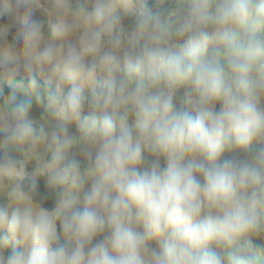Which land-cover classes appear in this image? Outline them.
<instances>
[{
  "label": "clouds",
  "instance_id": "clouds-1",
  "mask_svg": "<svg viewBox=\"0 0 264 264\" xmlns=\"http://www.w3.org/2000/svg\"><path fill=\"white\" fill-rule=\"evenodd\" d=\"M0 264H264V0H0Z\"/></svg>",
  "mask_w": 264,
  "mask_h": 264
},
{
  "label": "trees",
  "instance_id": "trees-1",
  "mask_svg": "<svg viewBox=\"0 0 264 264\" xmlns=\"http://www.w3.org/2000/svg\"><path fill=\"white\" fill-rule=\"evenodd\" d=\"M48 204H49V202L47 201V202H46V205H48Z\"/></svg>",
  "mask_w": 264,
  "mask_h": 264
},
{
  "label": "rangeland",
  "instance_id": "rangeland-1",
  "mask_svg": "<svg viewBox=\"0 0 264 264\" xmlns=\"http://www.w3.org/2000/svg\"><path fill=\"white\" fill-rule=\"evenodd\" d=\"M38 16H39V14H38ZM11 37H9V39H10Z\"/></svg>",
  "mask_w": 264,
  "mask_h": 264
}]
</instances>
